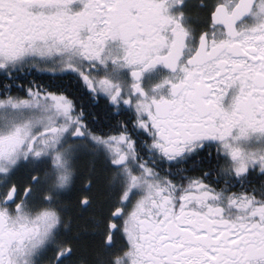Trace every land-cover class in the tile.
<instances>
[{
  "label": "snow or ice",
  "instance_id": "1",
  "mask_svg": "<svg viewBox=\"0 0 264 264\" xmlns=\"http://www.w3.org/2000/svg\"><path fill=\"white\" fill-rule=\"evenodd\" d=\"M0 264H264V0H0Z\"/></svg>",
  "mask_w": 264,
  "mask_h": 264
}]
</instances>
